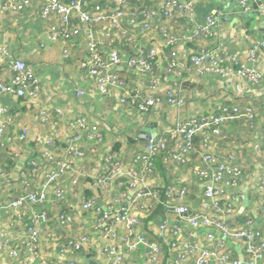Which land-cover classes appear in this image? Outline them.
<instances>
[{"label": "built area", "instance_id": "2783aa9c", "mask_svg": "<svg viewBox=\"0 0 264 264\" xmlns=\"http://www.w3.org/2000/svg\"><path fill=\"white\" fill-rule=\"evenodd\" d=\"M6 1L7 5L16 11L23 10L32 1H38L41 4L37 12L40 18L47 19L50 16L57 18V24L47 26V36L50 40L55 41L58 37L65 42L78 37L84 40L85 57L81 67L96 81L99 94L111 96L118 93V90L119 102L121 104L127 102L141 113H146L157 105L160 99L158 91H162V87L164 88L162 92L171 106L180 109L184 105L183 98L172 88L164 87L163 80L153 74L154 68L164 62L166 71L180 77L182 63L174 45L180 41L187 42L196 36L210 37L213 28L219 26V22L212 16L203 24H195L192 3L181 0H160L158 8L139 7L138 0H113L111 5H103L97 0ZM234 1L240 3L244 10L248 8L247 0ZM129 5L132 11L126 9ZM259 13L264 17V6L259 7ZM73 14L76 15L78 23L74 24L71 21ZM127 16L129 23L132 24L139 19L141 29L149 28L157 16L167 20L174 17L183 18L194 25L189 35L184 33L173 35L163 28V41L165 46L169 47L166 53L152 47L146 54L132 56L124 61L117 48H111L107 54L101 52L97 31L100 37L109 39L118 38L119 33L126 35L121 27L123 19ZM222 20L224 21L225 17ZM263 47L264 40L249 50L247 60L244 62L239 61L234 55L223 52L220 47L203 48L191 53L185 60L199 75L215 74L221 77L234 75L245 77L250 82H258L261 75L256 52ZM64 53L66 54V49ZM1 59H7L5 65L13 75L10 82H0V95L7 93L14 97L37 98L39 84L33 70L3 46H0V61ZM123 67L135 74L148 76V95L140 89H128L119 74ZM176 83L174 80L173 84ZM77 93L82 94V91ZM39 114L42 121L50 118L47 108H42ZM241 116L250 127L254 126V113L251 107L241 110L236 104L224 105L219 107L218 112L200 114L186 122H177L165 128L158 139L144 143L133 156L130 166L110 155L102 171L94 176L95 185L101 189H106L112 184L124 185L126 191L123 197L127 195L128 202L126 205H110L102 209L93 199L84 198L79 207L81 211L95 216L93 227L97 235H93V232H83L78 237H70L65 242L58 243L55 247L54 261H51V256L43 251L41 245L43 238L51 242L56 241L53 234L44 237L42 233V228L49 220L47 212L45 210L34 212L33 209L36 206L61 204L66 200L68 192L57 186V179L70 170L73 171L71 159H75L78 164L85 160L83 143L95 142L100 139L101 134L86 118L73 117L68 123L69 134L62 147L63 153L58 156L55 155L53 148L56 140L54 132L44 138L35 136L34 143L42 148L43 159L50 161L52 166L46 172L45 180L36 189L23 176L20 194L11 200L5 199L0 206L10 215L13 224H21L26 230L20 244L9 248V257L23 262L22 264H30L37 259L39 264H89L84 263L81 256V251H85L89 257L95 256L92 259L97 262L98 258L105 257L107 264H125L124 248L132 251L149 245L146 260L151 264H156L159 257H163V252L168 255L172 264H241L238 257H232V249L223 239L225 237L240 246L243 264H264V231L255 225V220L251 216H247L240 224H232L240 200L239 186L244 177L242 168L236 161L234 153L219 156L208 149L210 138L225 139L227 124ZM11 122L12 118L0 107V142L14 144L17 140L18 145L11 152L12 156H16L26 140L27 132L23 129L15 137L5 138V128ZM260 126L259 139L250 147L254 154L253 161L264 152V120L260 122ZM197 135L202 137L201 144L204 150H201L200 157L203 167L195 168L193 174L204 182V187L199 206L190 208L186 202L189 191L185 185L172 181L162 191H158L151 187V179L156 160L161 155H165L176 166L183 165L195 147L194 139ZM27 164L32 174L40 168L38 159H30ZM259 171L255 185L257 199L260 192L264 191V168ZM76 172L78 175H84L82 169H77ZM0 177L6 179L3 168H0ZM121 178L126 179V182L118 180ZM146 200L161 203L166 212L176 217L172 221L162 219L156 225L155 234L160 239L159 243L151 244L148 235L141 230L149 206L148 203L143 204ZM73 220L71 212H60L56 215V226L58 229L70 228ZM124 225L129 229L126 234L120 233V228ZM201 229L205 231L199 234L198 231ZM216 232L223 237L218 236ZM99 241H102V249L99 248ZM6 244L7 240L4 237V240L0 241V248Z\"/></svg>", "mask_w": 264, "mask_h": 264}, {"label": "crops", "instance_id": "0c3cea01", "mask_svg": "<svg viewBox=\"0 0 264 264\" xmlns=\"http://www.w3.org/2000/svg\"><path fill=\"white\" fill-rule=\"evenodd\" d=\"M97 1L103 5L113 3V0ZM159 1L138 0L137 6L158 8ZM181 1L192 3L195 24H203L209 16H212L219 22V26L213 28L210 37L196 36L187 42L180 41L174 45L182 63L180 77H175L174 74L166 71L164 62L154 68L153 74L163 80L164 87L172 88L181 96L184 105L180 109L171 106L162 92L164 91L162 87L163 90L158 91L160 99L157 105L148 112L141 113L127 102L121 104L118 99L120 95L118 90V93L111 96L99 94L96 81L81 67L85 57L84 40L80 37L66 42L61 37L55 41L50 40L47 36V26L57 24V18L54 16L47 19L40 18L37 12L41 4L38 1H32L23 10L16 11L7 5L6 0H0V46L5 47L15 58L22 59L38 77L39 84L38 97L35 99L14 97L7 93L0 95V107L4 108L6 115L12 118V122L5 128V138L15 137L23 129L27 132L26 140L16 156H12L11 152L18 145L17 140L14 144L0 142V168L5 170L6 175V179L0 177V206L5 199L11 200L20 194L23 176L35 189L45 180L46 172L52 165L50 161L43 159L42 148L34 143L35 136L44 138L54 132L56 140L53 148L55 155L58 156L63 153L62 147L69 134L68 123L73 117L86 118L101 134L99 140L83 143L86 152L85 160L78 164L75 159H71L73 171L70 170L57 179V186L68 192L66 200L61 204L36 206L33 209L34 212L41 210L47 212L49 220L42 228L44 237L50 234L56 237L55 242L43 238L41 243L43 251L51 256V261L55 259V247L58 243L61 244L70 237H78L83 232H93V235H97L93 227L95 216L81 211L79 207L84 198L93 199L102 209L110 205H126L128 201L127 195L123 197L126 191L124 185L112 184L106 189H101L96 187L94 176L102 171L110 155L128 166L131 165L133 156L145 142L138 140L139 142L132 143L130 138L137 137L147 121H156L157 132L160 134L165 128L177 122H186L200 114L218 112L219 107L224 105L236 104L241 110L251 107L254 113V126L250 127L246 119L241 116L227 124L224 132L225 139L211 137L208 149L219 156H227L230 152L235 154L236 161L244 173L239 186L240 200L236 215L238 214L237 217L243 215V219L251 216L255 220V225L264 231V197H262L264 191L260 192V197L257 199L255 186L259 170L264 168V152L256 161H253L250 150L251 144L259 139L260 122L264 120V47L256 52L257 66L261 75L258 82H250L245 77L234 75L229 77L215 74L199 75L185 60V57L203 48L220 47L222 51L234 55L239 61H246L249 50L264 40V17L261 14H252L256 11L254 8L256 1L262 2L261 6H264V0H247L248 8L244 12H247L249 18L239 17L237 10H228L225 0ZM233 6L236 7V5ZM126 9L132 11L130 5L126 6ZM223 17H225L224 21ZM235 18L236 21H234ZM128 20L129 17H125L121 27L126 35L119 33L118 38L100 37L97 31V37L100 40L99 48L103 54H107L111 48H117L123 60L126 61L129 57L146 54L152 47L166 53L169 47L164 44L162 29L165 28L173 35L181 33L189 35L194 25L183 18L174 17L167 20L157 16L150 23L149 28L141 29L139 19L134 24L129 23ZM71 21L74 24L78 23L76 15L71 16ZM6 62L7 59L0 61V82L2 83L10 82L13 75L7 70ZM119 74L129 90L140 89L144 94H149L147 75L135 74L124 67L120 69ZM174 80L177 82L176 85L173 84ZM78 91H82V94L77 93ZM42 108H47L50 113L47 121L40 119L39 112ZM201 138L199 135L195 136V147L188 154L183 165L176 166L165 155L159 156L151 179V187L155 190H161L172 181L185 185L189 191L186 202L190 208L199 206L204 187V182L193 174L195 168L203 167L200 157L201 150H204ZM116 144L119 146L115 150ZM248 156H250L249 159ZM30 159H38L40 165L33 176H30V168L27 164ZM77 169H82L84 175H78ZM121 179L118 180L121 181ZM246 187H248L247 190ZM244 189L247 191L248 204L240 210ZM146 203L149 206L141 230L148 235L151 244L159 243L160 239L155 234L156 225L162 219L172 221L176 217L166 210L161 215H152L156 202L143 201L144 205ZM63 211L71 212L74 220L70 228L58 229L56 215ZM204 231L201 229L198 233ZM128 232L127 226L120 228V233ZM25 234V227L21 224H13L10 215L0 208V241H3L4 237L7 240V244L0 248V264L23 263L10 258L8 250L20 244ZM184 239L186 240V237ZM102 245V241H99L100 249ZM149 247L145 245L132 251L124 248L125 264H151L146 260ZM86 256L87 254L83 258L85 262ZM92 257L95 258V256ZM167 258L168 255L163 252V257L160 256L156 264H172L171 259L168 258L167 261ZM97 260L98 264H107L105 257ZM30 264H39V259Z\"/></svg>", "mask_w": 264, "mask_h": 264}, {"label": "water", "instance_id": "95a60500", "mask_svg": "<svg viewBox=\"0 0 264 264\" xmlns=\"http://www.w3.org/2000/svg\"><path fill=\"white\" fill-rule=\"evenodd\" d=\"M227 3V9L228 10H237L238 11V16L239 17H245L247 18L249 15L247 14V12H244V9L241 5L237 4L236 2L233 3V0H225ZM262 2L260 1H256V5H254V8L256 11H254L252 14H257L259 15V6H261ZM233 5H236V7H234ZM249 18V17H248ZM234 21H236V18L234 19ZM157 126L158 123L156 121H147L143 127L141 128L139 134L137 135V139L141 142H147L149 140H156L159 138L160 134L157 132ZM248 204V196H247V191L244 189L243 190V202L241 205V209H244ZM214 232V231H213ZM216 234L220 237H223L222 234L216 232ZM223 239L228 243L229 246L233 247L236 251V253L238 254V259L241 261V264H243V255L241 253V248L238 245H235L234 243H232L230 240H228L227 238L223 237ZM86 262L89 264H98V262L96 260L91 259L88 255L86 256Z\"/></svg>", "mask_w": 264, "mask_h": 264}, {"label": "trees", "instance_id": "16d2710c", "mask_svg": "<svg viewBox=\"0 0 264 264\" xmlns=\"http://www.w3.org/2000/svg\"><path fill=\"white\" fill-rule=\"evenodd\" d=\"M195 141V140H194ZM130 142H132V143H134V142H139L138 141V139H137V137H134V138H130ZM118 144H116L115 145V150L116 149H118ZM29 167V166H28ZM30 168V167H29ZM30 171V176H33V175H35V174H32L31 173V169L29 170ZM121 181L123 182V183H125L126 182V179H121ZM164 188H162L161 190H158V191H162ZM156 204V206L154 207V210L155 211H153V213H152V215L153 214H158V215H161L162 214V212H165V208L163 207V205L161 204V203H158V202H156L155 203ZM238 216V214L237 215H235V218H234V220H233V223L232 224H235V223H238V224H240V223H242L244 220H245V218L243 219L242 217H243V215L242 216H239V217H237ZM149 217H151V215L149 216ZM148 217V218H149ZM236 217H237V220H236ZM231 249H232V253H231V255H232V257H238V254L236 253V251H235V249H233L232 247H231ZM87 253H85V251H81V256H83V258H84V256L86 255ZM91 255V254H90ZM83 262L84 263H86L84 260H83Z\"/></svg>", "mask_w": 264, "mask_h": 264}, {"label": "rangeland", "instance_id": "374dc122", "mask_svg": "<svg viewBox=\"0 0 264 264\" xmlns=\"http://www.w3.org/2000/svg\"><path fill=\"white\" fill-rule=\"evenodd\" d=\"M223 52H224V51H223ZM241 62H243V61H241ZM251 155L253 156L254 154L252 153ZM260 155H262V153H261ZM249 157H250V156H248V159H249ZM256 157H258V156H256ZM259 161H260V158H259ZM262 197H264V195H262Z\"/></svg>", "mask_w": 264, "mask_h": 264}]
</instances>
